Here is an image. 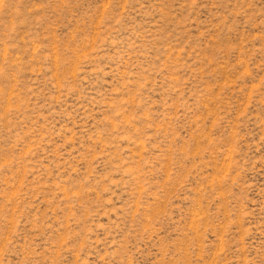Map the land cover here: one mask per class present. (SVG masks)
<instances>
[{
	"label": "rangeland",
	"instance_id": "obj_1",
	"mask_svg": "<svg viewBox=\"0 0 264 264\" xmlns=\"http://www.w3.org/2000/svg\"><path fill=\"white\" fill-rule=\"evenodd\" d=\"M0 264H264V0H0Z\"/></svg>",
	"mask_w": 264,
	"mask_h": 264
}]
</instances>
